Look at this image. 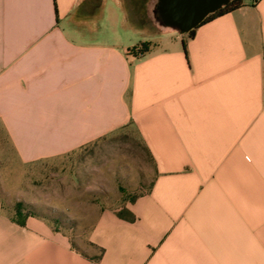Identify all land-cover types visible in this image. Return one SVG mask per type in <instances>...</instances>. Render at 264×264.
<instances>
[{
    "label": "crops",
    "instance_id": "crops-1",
    "mask_svg": "<svg viewBox=\"0 0 264 264\" xmlns=\"http://www.w3.org/2000/svg\"><path fill=\"white\" fill-rule=\"evenodd\" d=\"M157 2L0 0V131L18 161L134 127L151 162L132 219L97 214L96 252L0 202V264H264V0L201 25L186 49L149 23ZM139 42L149 52L130 54Z\"/></svg>",
    "mask_w": 264,
    "mask_h": 264
},
{
    "label": "rangeland",
    "instance_id": "rangeland-1",
    "mask_svg": "<svg viewBox=\"0 0 264 264\" xmlns=\"http://www.w3.org/2000/svg\"><path fill=\"white\" fill-rule=\"evenodd\" d=\"M154 28L156 20H149ZM151 162L134 127L111 134L69 155L22 164L0 131V202L14 215L16 202L32 207L77 249L96 252L88 234L97 214L122 211L148 190Z\"/></svg>",
    "mask_w": 264,
    "mask_h": 264
},
{
    "label": "water",
    "instance_id": "water-1",
    "mask_svg": "<svg viewBox=\"0 0 264 264\" xmlns=\"http://www.w3.org/2000/svg\"><path fill=\"white\" fill-rule=\"evenodd\" d=\"M231 0H158L155 20L164 28L182 35L198 27L209 15L226 6Z\"/></svg>",
    "mask_w": 264,
    "mask_h": 264
},
{
    "label": "trees",
    "instance_id": "trees-1",
    "mask_svg": "<svg viewBox=\"0 0 264 264\" xmlns=\"http://www.w3.org/2000/svg\"><path fill=\"white\" fill-rule=\"evenodd\" d=\"M244 5H245V0H231L226 6H224L220 10L216 11L215 13L209 15L198 27H200L201 25H203L209 21H212L213 19H215L219 16H222V15L228 14L232 11H235V10L243 7ZM198 27H196L195 29H193L190 32H188L187 34H185L184 49H186V40L194 37L195 31ZM150 45H151L150 42H139L138 44H136L135 46L130 48L129 53L133 54L135 56H144L146 53L149 52ZM135 197H137V196H134V198ZM13 212H14V215L13 216L11 215L12 218L21 226L25 225L26 219L30 216L43 217V216L35 213L34 210L32 209V207L28 206L27 204H24L23 202H16L14 209H13ZM126 214H127V216H126ZM118 215L120 217H124V218H128V219L133 218V216L126 209H122V211H118ZM43 218H45V217H43ZM45 219H47V218H45ZM99 259H100V256L95 258V260H99Z\"/></svg>",
    "mask_w": 264,
    "mask_h": 264
},
{
    "label": "built area",
    "instance_id": "built-area-1",
    "mask_svg": "<svg viewBox=\"0 0 264 264\" xmlns=\"http://www.w3.org/2000/svg\"><path fill=\"white\" fill-rule=\"evenodd\" d=\"M261 1H263V0H249V3H250L251 5H257V4H259Z\"/></svg>",
    "mask_w": 264,
    "mask_h": 264
}]
</instances>
